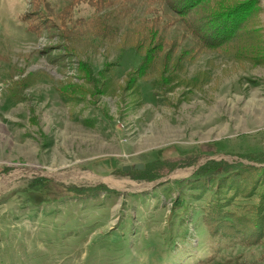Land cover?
Masks as SVG:
<instances>
[{"label":"rangeland","instance_id":"1","mask_svg":"<svg viewBox=\"0 0 264 264\" xmlns=\"http://www.w3.org/2000/svg\"><path fill=\"white\" fill-rule=\"evenodd\" d=\"M197 3L0 0V264H264V65Z\"/></svg>","mask_w":264,"mask_h":264},{"label":"trees","instance_id":"2","mask_svg":"<svg viewBox=\"0 0 264 264\" xmlns=\"http://www.w3.org/2000/svg\"><path fill=\"white\" fill-rule=\"evenodd\" d=\"M197 5H199V9L204 10L206 15L209 10H216L214 11L213 17H208L209 15L206 16L208 19L213 20H210V23L212 22V24L208 26V32L205 35L201 33L200 37L197 36V39L202 44H204L202 45L203 48L200 49V51H197L198 53H201L202 51L206 50H216L223 53L224 55H230L231 57L235 58L236 60H240L243 63L246 62L250 65H264V30L261 28L258 29L257 24V26H253L252 24L250 25V18L252 15L251 13L253 12H251V10L255 8L256 10L261 9L262 7L260 1H257L256 4L254 3L251 8H247L243 2L242 4L238 3L229 5L226 8H223L220 6V4L216 3V5L212 7V0H198ZM259 19H261V17ZM258 51H260L261 53H258ZM197 52H193L189 56L197 54ZM179 57V54H176L174 56H166V54H157L151 56L150 58L143 57L136 70H133V73L137 74L140 70H142L141 72L143 74L144 71H146L147 69H150L149 71H151L157 66L158 62H161L162 70H165V64L168 61H173L172 63H176L174 67H176L177 70L180 67H182L183 69V61L186 60H181V58ZM147 65H150V67H147ZM142 66L143 68L141 69ZM167 67L170 70V67ZM128 73L129 72L124 74L125 77ZM202 79V74L200 75L199 73H197L195 75V78L190 80L191 82L189 81L191 83L190 86H195L197 87V89L202 88ZM224 164L225 163L209 161L207 164L201 166L199 168L200 170H198V172H195V174L197 176H202L205 174H219V171H221L222 173H224L225 176H227L228 174H230L229 172L233 169V166L229 164Z\"/></svg>","mask_w":264,"mask_h":264},{"label":"water","instance_id":"3","mask_svg":"<svg viewBox=\"0 0 264 264\" xmlns=\"http://www.w3.org/2000/svg\"><path fill=\"white\" fill-rule=\"evenodd\" d=\"M138 169H142V165H140L139 167H137ZM130 169V167L129 166H123L122 167V170H125V171H127V170H129Z\"/></svg>","mask_w":264,"mask_h":264},{"label":"crops","instance_id":"4","mask_svg":"<svg viewBox=\"0 0 264 264\" xmlns=\"http://www.w3.org/2000/svg\"><path fill=\"white\" fill-rule=\"evenodd\" d=\"M261 7H262V3H261ZM248 64V63H247Z\"/></svg>","mask_w":264,"mask_h":264}]
</instances>
